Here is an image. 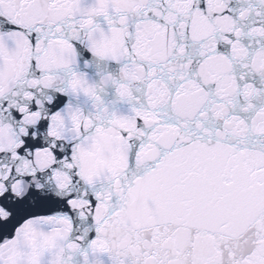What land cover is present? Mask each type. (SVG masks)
<instances>
[{
  "label": "snow or ice",
  "instance_id": "snow-or-ice-1",
  "mask_svg": "<svg viewBox=\"0 0 264 264\" xmlns=\"http://www.w3.org/2000/svg\"><path fill=\"white\" fill-rule=\"evenodd\" d=\"M0 264H264V0H0Z\"/></svg>",
  "mask_w": 264,
  "mask_h": 264
}]
</instances>
